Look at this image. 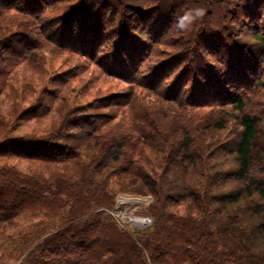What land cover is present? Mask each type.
Returning <instances> with one entry per match:
<instances>
[{
	"label": "trees",
	"instance_id": "obj_1",
	"mask_svg": "<svg viewBox=\"0 0 264 264\" xmlns=\"http://www.w3.org/2000/svg\"><path fill=\"white\" fill-rule=\"evenodd\" d=\"M0 26L3 85L14 68H37L45 52L67 46L82 60L55 81L82 84L90 64L129 80L123 95L99 97L96 106L131 109L137 101L141 117L175 135L196 126L182 118L191 106L229 107L240 127L231 146L238 167L227 176L208 164L215 153L206 160L185 133L165 135L167 151L140 127L137 141L114 134L101 144L86 129L70 139V128L98 131L104 122L80 107L45 136L3 135L0 264H264V167L255 171L264 120L250 113L264 107L254 101L264 96V0H0ZM46 38L55 49L37 46ZM57 89L45 84L43 94L55 98ZM37 104L45 109L46 99ZM144 146L160 154L165 175L136 174L133 157ZM113 175L119 188L153 196L150 225L128 229L110 212ZM230 180L242 186L228 191ZM26 215L33 221L21 228Z\"/></svg>",
	"mask_w": 264,
	"mask_h": 264
},
{
	"label": "rangeland",
	"instance_id": "obj_2",
	"mask_svg": "<svg viewBox=\"0 0 264 264\" xmlns=\"http://www.w3.org/2000/svg\"><path fill=\"white\" fill-rule=\"evenodd\" d=\"M15 28L17 26H13L10 29L14 30ZM26 29L28 30H25L23 26L24 31L30 32L29 28ZM4 31H6V28L0 26V36L4 34ZM42 38L44 37L41 36ZM38 45H45L55 49V45L47 38L42 42H38ZM62 47L59 49L58 54L45 52L41 55V63L37 68L27 65L14 68V74L9 83L7 85L0 83V139L3 135H32L35 137L53 133L57 128H60L63 119L71 114L73 109L80 107L78 109H86L92 112L91 114L94 117L103 119L104 122L101 123V130L99 129L98 131L95 128L91 129L90 126L70 128L67 130L70 132L68 134L70 139L85 136V134L78 132L86 129L88 132L87 135L94 137L101 144L110 142L114 134L123 136L122 138L126 140L137 141L140 138V127L144 129V136L149 135L156 138L154 142H150L149 144L154 145L155 149H158L159 147L165 146L161 142V139L165 135L181 139L185 133L195 141V149H199V153L203 157H206V160L209 158V155L215 153V156L212 157L213 159L211 161L208 160V164H212L211 167L219 171V175L227 176L235 173L238 166L234 155L231 153V146H235L239 138L238 128L240 127L237 122L239 120L237 118L238 113L235 114L229 107L226 108L228 111H224L215 106H209L207 108L191 106L192 112L188 111L182 118L184 120H193L196 126L190 130H186L184 133L182 132V128H176V135L170 131L166 133V130L159 128L155 124V119L145 120L138 114L137 108L139 103L137 101L134 102L135 104L131 106V109L121 108V104L116 105L118 102L112 106H96L99 97L108 95L113 98L123 95L121 91H125L128 87H131L127 78H124V81H120L117 78L111 79V75H109L111 77H105L95 65L90 64L87 67L88 73L82 79V84H80L81 81L73 84H64L60 80L55 81L53 75L58 70L66 69L69 64L81 61L83 56V54L79 55L81 56L79 57L77 54L67 52L65 50L67 46ZM45 84H49L51 87H58L55 98H50L45 93L43 94ZM140 89V86H134L136 92ZM247 91L251 94V89ZM139 93L141 99L146 97L144 92ZM45 99L47 102L46 108L38 110L37 101ZM254 101L256 104L259 101H263L262 103H264V96L256 98ZM90 102L94 105L90 104ZM26 109L27 113L23 116ZM250 113L260 115L264 120V107H256V111H250ZM37 115L41 116L38 117ZM171 116L173 114L169 113L165 118H170ZM258 118L260 119V117ZM135 123L136 128H134ZM258 140L261 143L260 147L259 144L257 146L260 149L259 157L261 161L258 162L257 160L256 162V172L260 170L261 165L264 167V127ZM172 141L174 140H167L169 143ZM215 147L219 148L215 149ZM159 149L163 151L168 150L166 146ZM141 150L142 157H140L138 152L133 157L138 167L136 174L140 171L145 175H153L155 177L165 175V172L163 173L165 171L163 170L164 164L160 160V154L152 151V149L145 148V146ZM82 160L83 164H85L88 157H84ZM13 162L16 161L13 160ZM26 162L20 164L21 169L27 170L29 165ZM175 165L179 166V164ZM166 172L167 174L176 175V173H169L170 171L168 170ZM258 175L264 178V171H261ZM117 180L114 175L109 179L111 187L116 190L114 197L115 207L110 212L116 218L120 219L124 227L128 229L138 227L139 225H135L131 219L133 217L151 218L150 214H148V209L150 202L153 200V196L151 194H140L119 188L120 186L117 184ZM125 183L126 181L122 180L120 185ZM241 186L242 184L240 182L230 180L226 185V190L234 191ZM121 199H126L124 205L121 204ZM31 221L33 219L29 215H26L21 217L18 225L22 228ZM13 264L18 263L13 261Z\"/></svg>",
	"mask_w": 264,
	"mask_h": 264
},
{
	"label": "bare ground",
	"instance_id": "obj_3",
	"mask_svg": "<svg viewBox=\"0 0 264 264\" xmlns=\"http://www.w3.org/2000/svg\"><path fill=\"white\" fill-rule=\"evenodd\" d=\"M121 204H125V202H126V199H121ZM135 222L137 221V222H142V219H133Z\"/></svg>",
	"mask_w": 264,
	"mask_h": 264
},
{
	"label": "water",
	"instance_id": "obj_4",
	"mask_svg": "<svg viewBox=\"0 0 264 264\" xmlns=\"http://www.w3.org/2000/svg\"><path fill=\"white\" fill-rule=\"evenodd\" d=\"M135 225H139V224H135Z\"/></svg>",
	"mask_w": 264,
	"mask_h": 264
}]
</instances>
